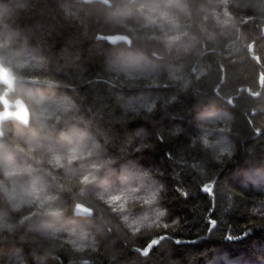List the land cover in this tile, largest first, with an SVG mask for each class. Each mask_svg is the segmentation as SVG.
Returning a JSON list of instances; mask_svg holds the SVG:
<instances>
[{
  "label": "trees",
  "instance_id": "16d2710c",
  "mask_svg": "<svg viewBox=\"0 0 264 264\" xmlns=\"http://www.w3.org/2000/svg\"><path fill=\"white\" fill-rule=\"evenodd\" d=\"M187 3L188 36L166 48L137 38L151 35L140 21L109 22L112 9L98 3L0 0V38L12 36V48L37 65L24 73L25 88L67 95L77 105L69 125H58L52 140L41 143L62 147L59 131L74 126L92 152L67 172L52 170L36 163L43 150L30 158L25 136H13L12 122L2 123L0 157L52 171L46 180L62 214L32 215L11 234L0 232V264H264V15L246 0ZM224 7L234 18L229 25L202 20L201 9ZM111 33L128 35L131 44L96 38ZM117 53L140 66L134 79L109 63ZM177 68L190 81L186 90L168 78ZM223 113L232 117L229 130L213 131V138L227 137L232 154L218 162L199 138L224 126L216 119ZM85 174L95 179L80 196ZM151 191L157 199L144 205L138 198ZM77 202L92 215H74ZM159 210L165 215L152 228L136 231L133 221L152 220ZM30 211L11 212L0 191V223ZM73 228L86 230L88 239L69 236ZM76 243L84 250L74 251Z\"/></svg>",
  "mask_w": 264,
  "mask_h": 264
},
{
  "label": "clouds",
  "instance_id": "9594fccd",
  "mask_svg": "<svg viewBox=\"0 0 264 264\" xmlns=\"http://www.w3.org/2000/svg\"><path fill=\"white\" fill-rule=\"evenodd\" d=\"M86 4L98 3L106 8L112 9L107 19L109 22L126 27L125 21H140V27L151 32V35H143L140 39H156L164 44L166 48H171L182 42L188 36L185 19H190L192 11L187 0H83ZM226 3L227 0H222ZM118 6L113 8V4ZM253 11L264 15V0H246ZM133 7H129V5ZM202 20L207 21L209 17L216 26L223 27L233 22V16L226 7L219 11L213 9L206 11ZM75 15V13H72ZM131 30V29H129ZM159 35H156V33ZM110 44L115 45L117 41L131 44L128 36H106L103 37ZM12 36L0 38V96L6 98L7 102L0 105V120L12 122L13 136H25L24 143L27 145V152L30 158L38 150H43L41 155L35 157L37 164L46 163L52 170L63 169L65 172L79 159L92 155L86 151V140L83 133L76 135L74 126L67 131L61 129L58 139L64 144L60 148L48 147L41 141H51L58 125H69L75 117L73 113L77 110V105L71 97L60 95L48 97L43 94L33 93L32 90L25 88L24 80L27 79L25 72H31L37 67L32 64L19 50L12 48ZM238 50V49H234ZM123 73L126 79H134L137 72L141 71L138 63L129 56L117 53L115 58L109 62ZM180 69L170 71L168 78L174 82L183 81L182 89L186 90L190 81L183 76L177 75ZM203 70L200 75H204ZM199 78V77H197ZM33 82H36L33 78ZM40 82H45L41 80ZM154 104L149 107V111L154 108ZM223 123L220 129H208L200 136V145L204 150L215 151L214 159L218 162L223 156L232 154L231 145L227 137L213 138V131L226 132L229 130L228 124L232 120L229 113H223L216 117ZM27 129L25 134L24 130ZM4 132L0 130V136ZM94 147L98 145L94 144ZM99 168L100 165H92ZM42 171L43 174H37ZM52 176L49 169H36L32 165L20 167L15 165L11 158L0 157V191L3 193L5 202L9 205L11 212L21 213L25 209H31L27 215H22L16 221L0 223V232L7 231L11 234L18 225H22L25 220L32 215L42 214L51 217H58L62 214V209L56 207L59 195L50 191L46 177ZM25 177L27 179H25ZM95 179L91 174H85L79 180V195H85V187ZM7 187L5 188V184ZM135 191V189L133 190ZM158 192L151 191L146 196L138 198L144 205H151L157 199ZM97 199L105 200L104 193H98ZM82 205L77 202L74 210H79ZM123 210V209H121ZM116 211V209H113ZM165 215L164 210H159L156 217L149 220L147 215L133 221L136 231L142 228H152L156 221ZM127 219V217H123ZM59 229H53L50 233L52 238L56 237ZM68 235L74 237L76 241H86L88 233L81 229L79 232L75 228L67 229ZM84 245L76 243L74 251H83Z\"/></svg>",
  "mask_w": 264,
  "mask_h": 264
},
{
  "label": "water",
  "instance_id": "95a60500",
  "mask_svg": "<svg viewBox=\"0 0 264 264\" xmlns=\"http://www.w3.org/2000/svg\"><path fill=\"white\" fill-rule=\"evenodd\" d=\"M124 35H126V34H124V33L97 34L96 38H98V39H102V40H106V39H104L103 37H106V36H124ZM261 35H264V27L262 28ZM126 36H128V35H126ZM128 37H129V36H128ZM129 39H130V37H129ZM106 41H107V40H106ZM107 42H108V41H107ZM108 43H109V42H108ZM118 43H125V42H123V41H117L116 44H118ZM126 44H127V43H126ZM112 45H113V44H112ZM6 102H7L6 98L0 96V103H1L2 105H4ZM4 122H6V121H2V120H0V130H2V129H1V125H2V123H4ZM80 204L82 205V208H81V209H79V210H74V208H73V213H74V215H76V216H83V217H90V216L92 215V209H91L90 207H88L87 205H84V204H82V203H80Z\"/></svg>",
  "mask_w": 264,
  "mask_h": 264
}]
</instances>
